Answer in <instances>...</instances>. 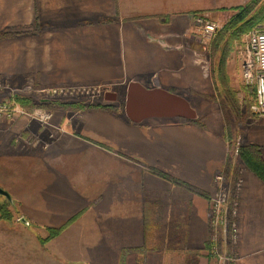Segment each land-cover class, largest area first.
Segmentation results:
<instances>
[{
    "label": "crops",
    "instance_id": "obj_1",
    "mask_svg": "<svg viewBox=\"0 0 264 264\" xmlns=\"http://www.w3.org/2000/svg\"><path fill=\"white\" fill-rule=\"evenodd\" d=\"M248 1L0 0V33L16 32L0 39V76L15 90L125 91L130 81L199 90L195 16L221 20ZM243 128L239 139L264 158V117ZM225 135L222 124L134 123L98 109L53 111L47 125L0 119V187L10 195L0 202L11 215L0 219V264H120L124 252V264H210L208 197L228 158ZM237 222L235 264H264V183L248 170Z\"/></svg>",
    "mask_w": 264,
    "mask_h": 264
},
{
    "label": "rangeland",
    "instance_id": "obj_2",
    "mask_svg": "<svg viewBox=\"0 0 264 264\" xmlns=\"http://www.w3.org/2000/svg\"><path fill=\"white\" fill-rule=\"evenodd\" d=\"M211 16V15H210ZM218 24L217 32L223 27L225 22L229 19L227 15H225L224 19L217 20L212 18ZM210 38L204 37L200 34L199 43L201 47H203L202 51L200 52V58H196L195 67L200 71L202 76L200 89L193 90L189 87L185 89H178L177 93L182 94L191 104V106L197 112L198 120L204 124H207L211 127L217 126L222 124L225 129V139L227 141V157H230L232 162L239 166L243 171V165L239 159L233 160L230 156L231 146L229 141H233L240 137L243 132V126L245 122L252 117L249 111V105L254 100L253 90L247 89L244 87L242 78H241V65L243 60V52L244 48L246 47L247 40H248V33L242 34L240 39H236L229 49L227 53L226 61H225V72L227 77L230 81V87L235 91L234 94V101L232 100V96L226 94L225 89L220 85V79L214 81L212 77L213 69L217 71L218 61L211 57L210 52V43L217 35ZM219 55H217L218 57ZM73 88V91L66 95L61 96H53L47 97L44 93H39L35 87L15 90L14 88L11 89L9 84L5 81V78L0 76V97L1 101L7 99L13 95V93H18L20 95H28L32 98L33 103L37 104L41 100H52L54 102H64L67 104L72 105V107L76 106H87L98 107L99 105H110L114 106L116 111L113 113L124 112V99H125V91H121L120 86L115 83L100 85L98 87L94 86H82V85H66ZM188 86V84H186ZM89 88L95 87L92 92L93 93H85L82 92V88ZM166 90H173L171 87L164 88ZM99 90V91H98ZM116 93V100L114 101H107L104 98L105 93ZM16 101V100H15ZM18 103V102H17ZM19 104V103H18ZM20 105V104H19ZM24 110L31 112L32 110H27L26 108L22 107ZM39 109V107H36ZM34 108V109H36ZM43 109V108H40ZM46 110V109H43ZM49 111V110H46ZM54 111H62V109H56ZM64 111V110H63ZM53 112V111H49ZM112 113V112H110ZM240 142L242 144V139L240 138ZM233 143V142H232ZM0 203L7 205V202L1 201ZM6 219V218H0ZM19 220V218H18Z\"/></svg>",
    "mask_w": 264,
    "mask_h": 264
},
{
    "label": "built area",
    "instance_id": "obj_3",
    "mask_svg": "<svg viewBox=\"0 0 264 264\" xmlns=\"http://www.w3.org/2000/svg\"><path fill=\"white\" fill-rule=\"evenodd\" d=\"M194 22L204 37L210 38L218 30L217 22L207 12L198 13ZM241 78L244 87L253 90L254 100L250 111L257 117H264V25L253 29L248 34L243 52ZM94 88L83 87L81 90L82 92L92 91ZM72 91L73 88L66 85L43 87L38 90L39 93H44L50 98L66 95ZM24 116H29L42 125H47L51 119V112L40 108L28 112L21 108L12 96L0 102V119L15 120ZM232 142L230 156L236 160L239 157L241 142L239 138ZM214 182L217 184V190L209 197L208 216L211 264H235L237 261L235 246L239 234L238 198L242 185V171L233 184L231 180L225 178L221 171L214 176ZM226 182L229 184L227 187L224 186Z\"/></svg>",
    "mask_w": 264,
    "mask_h": 264
},
{
    "label": "trees",
    "instance_id": "obj_4",
    "mask_svg": "<svg viewBox=\"0 0 264 264\" xmlns=\"http://www.w3.org/2000/svg\"><path fill=\"white\" fill-rule=\"evenodd\" d=\"M234 13L229 17L227 22L223 25V27L217 32V35L210 43V52L211 57L215 60V58L218 61L217 71L213 69L212 71V77L214 81L220 79V85L225 89L226 94H229L232 96V100L234 101V94L235 91L230 87V81L227 77V74L225 72V61L227 57V53L229 52L231 44L236 41V39H240L241 35L248 33L249 31H252L253 29L264 25V0H249L247 3H245L242 6L233 8ZM39 24L36 25V28L39 29ZM16 34V32H1L0 33V39H3L5 37H10L12 35ZM217 55H219L217 57ZM172 92L177 93L176 90H170ZM12 97L18 102L22 107L26 108L27 110H33L36 107L43 108L49 111H54L56 109H62V110H70V111H76V110H85V109H91L87 106H76L72 107V105L64 103V102H54L52 100H41L39 103L35 104L32 101V98L28 95H20L18 93H15L12 95ZM249 105V111L250 106ZM94 109L107 111V112H115L116 109L114 106L110 105H99L98 107H94ZM252 116H255L252 114ZM183 123L189 124L194 123L198 124L202 128H205V124L198 121V120H182L178 119ZM227 135V134H226ZM230 146H232V141H229ZM239 159L243 165V170H248L252 174H254L260 181L264 183V158L262 156L261 147L257 144H241L239 147ZM240 168L238 165L234 164L230 157L227 158L226 164L221 172H223L225 178L227 180H231L232 184L233 182L239 177L240 175ZM155 174L158 176L172 180L173 182L185 186L197 193H200L195 187H192L191 185H188L184 181L176 178H172L169 175L153 170ZM209 198V197H208ZM0 218H11L10 213L6 210V206L2 203H0ZM75 219L72 218L70 220L71 222ZM69 221V222H70ZM68 222V223H69ZM67 224L64 226H61L59 228L51 229L49 232L48 238H53L55 236H58L65 228ZM206 253L208 258L212 260L211 255L209 253L210 244L207 241L206 243ZM125 256V252L122 254V259L120 261V264L123 263V259ZM211 264V263H210Z\"/></svg>",
    "mask_w": 264,
    "mask_h": 264
},
{
    "label": "water",
    "instance_id": "obj_5",
    "mask_svg": "<svg viewBox=\"0 0 264 264\" xmlns=\"http://www.w3.org/2000/svg\"><path fill=\"white\" fill-rule=\"evenodd\" d=\"M105 100H116L115 93H105ZM124 114L134 123L150 118H174L195 120L196 110L179 93L160 87L148 88L137 81H130L125 90ZM0 196L10 199L7 191L0 187Z\"/></svg>",
    "mask_w": 264,
    "mask_h": 264
},
{
    "label": "bare ground",
    "instance_id": "obj_6",
    "mask_svg": "<svg viewBox=\"0 0 264 264\" xmlns=\"http://www.w3.org/2000/svg\"><path fill=\"white\" fill-rule=\"evenodd\" d=\"M89 92H90V93H93L92 91H85V93H89Z\"/></svg>",
    "mask_w": 264,
    "mask_h": 264
},
{
    "label": "flooded vegetation",
    "instance_id": "obj_7",
    "mask_svg": "<svg viewBox=\"0 0 264 264\" xmlns=\"http://www.w3.org/2000/svg\"><path fill=\"white\" fill-rule=\"evenodd\" d=\"M116 94V93H115Z\"/></svg>",
    "mask_w": 264,
    "mask_h": 264
}]
</instances>
